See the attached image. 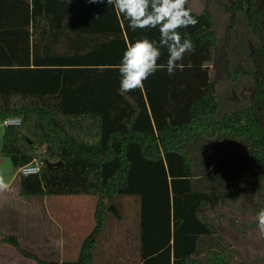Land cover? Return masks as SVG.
<instances>
[{
    "label": "trees",
    "instance_id": "16d2710c",
    "mask_svg": "<svg viewBox=\"0 0 264 264\" xmlns=\"http://www.w3.org/2000/svg\"><path fill=\"white\" fill-rule=\"evenodd\" d=\"M223 6L249 20L252 68L231 60L234 20L221 43L206 5L192 9L195 26L179 29L194 51L175 74L163 48L165 67L143 90L121 94L126 42L158 40V28L132 31L107 0H0V121L21 118L4 125L1 154L18 169L44 147L40 172L19 174V193L97 196L75 259L45 260L1 227L0 243L38 264H95L107 218L120 217L118 200L128 196L140 202V264H258L236 263L231 248L250 240L264 209V0ZM244 73L253 82L248 103L223 108L217 74Z\"/></svg>",
    "mask_w": 264,
    "mask_h": 264
},
{
    "label": "rangeland",
    "instance_id": "374dc122",
    "mask_svg": "<svg viewBox=\"0 0 264 264\" xmlns=\"http://www.w3.org/2000/svg\"><path fill=\"white\" fill-rule=\"evenodd\" d=\"M233 1L234 0H222L223 3L227 4ZM223 3L219 4L214 0H188V4L196 12L203 10L206 5H208V7L213 12L215 23L214 28L221 43H223L224 41L227 27L234 20V25L233 27H231V43L229 45L231 60L233 62V65L238 64L246 69H250L252 68V60L250 57L252 51L251 49L257 44V39L249 25V20L247 19L245 12L237 13V15L234 16L224 8ZM216 78L218 83L219 101L223 108L236 109L248 103L253 90V82L249 74H239L236 79H229L223 74H217ZM1 130L3 131V128L0 129V147L3 135V132H1ZM43 150L44 147L37 148L35 159L39 161L41 160L42 157L40 156V154L43 152ZM3 158L4 159L0 161V170L2 171V173H10L11 175H13L15 173V170L12 160L7 156ZM27 198V200H29L26 210L27 227L34 230L37 223L41 222L42 220L47 224L49 218L46 215L45 208L42 203V197L35 196ZM86 199L90 201V203H93L94 201H97V196L87 195ZM118 204L120 205V217L110 215L107 218V227L104 233L100 236L101 252L97 255L95 264H135V261L137 259L134 240L128 241L129 243H126V241H124L123 239L127 235V229L130 228L131 231L136 230L137 232L138 224L136 220V211H138L139 209V199L137 197L125 196L118 200ZM29 223L32 224V226ZM48 226L52 227L54 225ZM3 227L8 230L13 229V226H11L10 224H4ZM242 227L244 230V226ZM8 232L15 233L14 231ZM15 234L18 236L17 233ZM139 234L140 232L137 233V236H139ZM240 236L242 235L240 234ZM263 237L264 234L260 233L257 226V228L254 229V232H251L249 238L250 240L248 242H243L242 239H233V248H231V251L234 254L236 263L238 260L246 259L248 261H254L258 264L260 261L261 264H264ZM20 243L28 251H31L40 256L34 251L37 246V242H35L34 240H31L30 238H27V240H25L24 238V243ZM79 251L80 250H78V254ZM111 253H113L114 257L119 261H110L109 258L111 257ZM41 258L45 260L59 261L57 258L52 257L42 256ZM68 259L72 258H63V260ZM36 264L38 263L36 262Z\"/></svg>",
    "mask_w": 264,
    "mask_h": 264
},
{
    "label": "crops",
    "instance_id": "0c3cea01",
    "mask_svg": "<svg viewBox=\"0 0 264 264\" xmlns=\"http://www.w3.org/2000/svg\"><path fill=\"white\" fill-rule=\"evenodd\" d=\"M4 124L0 121V129ZM3 137V135H2ZM2 146V139H1ZM6 156L1 154L0 147V161ZM14 166V165H13ZM15 173H2L4 175L5 182L8 184V188L4 191H0V227L6 231H14L18 234L20 242L24 243V238H30L37 242L36 249L34 250L41 257L57 258L59 261L63 258L75 259L78 257V250H80L81 243L91 232L94 223V212L96 202L90 203L86 199L88 194H70V195H44L42 197L43 206L49 221L47 224L42 220L37 223L35 229L27 227L26 223V210L29 200L26 196H22L18 189V177L19 174L14 166ZM58 201V202H57ZM136 215L138 224L137 232L127 229V235L124 237L126 243L134 240L136 248L137 259L135 264L141 263V213L140 202L139 209ZM4 224H10L13 226L12 230H8L3 227ZM16 224V225H14ZM30 224V223H29ZM32 226V224H30ZM48 225H54L52 227ZM15 226V227H14ZM54 227V228H53ZM107 224L104 228V231ZM102 232V234L104 233ZM137 236V233H139ZM101 234V235H102ZM100 235V236H101ZM129 243V242H128ZM101 252L100 250V237L98 249L96 250V257ZM139 252V253H138ZM113 257V258H111ZM110 261H119L111 253ZM107 260V259H106ZM0 264H36V262L30 258H27L20 253L14 246L9 243H0Z\"/></svg>",
    "mask_w": 264,
    "mask_h": 264
},
{
    "label": "clouds",
    "instance_id": "9594fccd",
    "mask_svg": "<svg viewBox=\"0 0 264 264\" xmlns=\"http://www.w3.org/2000/svg\"><path fill=\"white\" fill-rule=\"evenodd\" d=\"M103 2V0H89V3ZM112 5L118 17L128 21L127 27L132 31L137 29H159V39H152L147 35L137 38L134 42H126L121 62L118 65L120 73L121 94L143 90L144 81L165 65L158 64L162 49L168 51L166 70L174 75L186 53L194 51V43L190 37H182L181 28L195 26L198 23L188 6V0H107ZM21 123L19 119L15 121ZM8 188L4 175H0V191ZM258 228L264 234V209L257 216Z\"/></svg>",
    "mask_w": 264,
    "mask_h": 264
},
{
    "label": "built area",
    "instance_id": "2783aa9c",
    "mask_svg": "<svg viewBox=\"0 0 264 264\" xmlns=\"http://www.w3.org/2000/svg\"><path fill=\"white\" fill-rule=\"evenodd\" d=\"M17 119H19L21 121L20 117H8V118L4 119L2 122L4 125L16 124L15 121ZM42 163H43V161H39L37 159H34L30 163L19 167L17 169V172H18V174L24 175V176L39 173Z\"/></svg>",
    "mask_w": 264,
    "mask_h": 264
},
{
    "label": "water",
    "instance_id": "95a60500",
    "mask_svg": "<svg viewBox=\"0 0 264 264\" xmlns=\"http://www.w3.org/2000/svg\"><path fill=\"white\" fill-rule=\"evenodd\" d=\"M57 164H61V162L59 161V162H50L49 163L50 166H54V165H57Z\"/></svg>",
    "mask_w": 264,
    "mask_h": 264
}]
</instances>
